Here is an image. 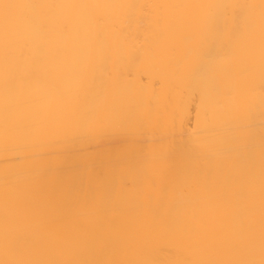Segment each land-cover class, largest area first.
<instances>
[{
    "label": "bare ground",
    "instance_id": "1",
    "mask_svg": "<svg viewBox=\"0 0 264 264\" xmlns=\"http://www.w3.org/2000/svg\"><path fill=\"white\" fill-rule=\"evenodd\" d=\"M0 264H264V0H0Z\"/></svg>",
    "mask_w": 264,
    "mask_h": 264
}]
</instances>
